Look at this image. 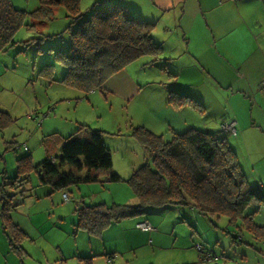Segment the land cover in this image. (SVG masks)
Instances as JSON below:
<instances>
[{
    "label": "rangeland",
    "instance_id": "rangeland-1",
    "mask_svg": "<svg viewBox=\"0 0 264 264\" xmlns=\"http://www.w3.org/2000/svg\"><path fill=\"white\" fill-rule=\"evenodd\" d=\"M260 1L264 4V0ZM11 2L27 11L39 5V0ZM253 9H258L255 4ZM68 22L69 17L61 7L48 20L31 19L27 15L13 34L14 43L0 49V110L7 113L2 116L11 118L3 131L0 130V162L2 166L5 162L9 165L12 175L16 154L30 152L35 163L46 154L55 156L60 149L53 142L54 138L47 139L48 135L56 131L65 136L75 130V125L83 124L104 131L112 156V170L121 179L110 181L106 178L108 171H104L96 182L70 184L50 193L48 186L31 187L29 193H22L19 187V190L0 187V195L1 190L16 193L13 203L18 204L10 209L9 215L23 231L19 236L21 244H18L24 250L22 256L16 253L0 228V264H83L76 254L89 256L95 252L102 254L92 257L93 264H264V255L247 243L238 244L237 227L229 225L225 216L203 215L188 204L150 207L143 215L120 217L103 227L98 235H90L87 229L78 226L81 208L86 205L99 204L105 208L138 203V198L130 195L134 193L128 178L139 165L151 166L152 161L149 152L132 134L133 127L144 126L162 135L163 140H169L173 136V131L169 130L171 126L177 128V132L187 128L181 127L185 124L184 118L198 128L214 123L209 112L223 110L225 101L222 103L223 88L216 95L218 102L212 105L213 110H207L209 105L205 102L191 103L196 106L191 113L175 109L168 103L171 80L200 85L184 90L177 86L182 92H191L193 98L200 91L213 92L214 87L206 83L200 68L183 67L164 52L154 62L145 55L126 65L132 79L141 86L132 97L99 90L85 95L59 80H51L42 65L52 62L54 50L69 43V33L65 30ZM253 31L264 34V19ZM63 70L59 64L53 68L54 74H49L57 77ZM228 93L231 97V92ZM232 104L243 102L235 100ZM69 127L72 129L64 133ZM45 143H48L49 152H46ZM30 178L28 188L37 184L35 173ZM3 180L0 178V184ZM10 181L11 176L4 183ZM62 192L68 194L67 201L62 200ZM37 195L42 196L35 198ZM262 211L264 206L255 215L256 221L264 222ZM141 216L153 222L151 230L159 231L153 241L151 231L143 232L135 227ZM245 238H248L246 233ZM106 252L112 253L111 259L105 257Z\"/></svg>",
    "mask_w": 264,
    "mask_h": 264
},
{
    "label": "trees",
    "instance_id": "trees-1",
    "mask_svg": "<svg viewBox=\"0 0 264 264\" xmlns=\"http://www.w3.org/2000/svg\"><path fill=\"white\" fill-rule=\"evenodd\" d=\"M59 7L64 8L69 17L65 27L69 43L54 50L52 62L42 65V70H46L51 80L70 85L81 94L95 90L105 92L107 79L128 63L145 55L152 56L154 62L163 51L162 44L152 35L155 21L131 11L121 0H96L86 10H82L80 0H39V5L31 11L15 7L11 0H0V49L14 43L13 34L27 15L31 19L48 20ZM59 64L64 67L61 75H50ZM168 87V102L175 108L186 100L190 103L200 100L197 95L193 98L192 93L180 91L176 84L170 83ZM3 114H7L6 111L0 110V130L11 119ZM222 129L190 126L181 132L174 131L171 139L163 140L162 135L144 126L133 127L132 134L149 152L152 161L151 166L139 165L128 178L138 203L105 208L99 204L86 205L81 208L78 226L87 229L90 235H98L103 227L120 217L142 214L150 207L188 204L203 215L225 216L229 225L237 227V241L242 235L239 229L244 228L252 230L256 238L261 237L264 225L252 219L258 207L264 205V186L259 182L249 183L245 178L229 141L230 132ZM103 132L79 124L66 136L55 137L61 140L55 156L46 154L35 163L30 153L18 155L11 181L6 185L7 178L3 177L0 187L12 190L19 187L22 193H29L31 187L48 186L50 193L70 184L98 181L104 171H108V180H120L121 176L112 170V156ZM53 135L56 136L55 132ZM32 173L37 175V184L28 188ZM1 191V226L11 248L22 256L24 250L19 236L23 231L9 215L16 205L13 203L16 193ZM143 221L152 225L147 219ZM80 258L83 264H91L90 256Z\"/></svg>",
    "mask_w": 264,
    "mask_h": 264
},
{
    "label": "crops",
    "instance_id": "crops-1",
    "mask_svg": "<svg viewBox=\"0 0 264 264\" xmlns=\"http://www.w3.org/2000/svg\"><path fill=\"white\" fill-rule=\"evenodd\" d=\"M94 1L96 0H80V5L88 9ZM121 2L143 18L155 21L152 35L157 42L162 44V53H168L183 67L202 70L205 75L204 80L209 86H213L214 90L205 94L202 91L195 92L200 98L198 103L205 102L204 104L209 105L206 109L213 110L212 105L218 102L216 95L224 88L221 96L222 103L225 101L223 110L210 111L215 122L205 125L214 129H222L223 125L231 119L235 121L236 134H229V141L236 152L240 167L249 183L259 182L264 186V87L261 84L264 79V36H261L264 34H255L253 31L260 20L264 19V4L260 0H121ZM254 4L257 10L253 9ZM149 57L152 60L153 57ZM125 67L107 79L104 85L107 92L132 97L139 91L141 86L132 79ZM170 82L176 83V87L179 86L183 90L189 89L188 87L192 85L195 88L200 86L193 82L179 83L172 80ZM203 86L206 87L207 84ZM179 87L177 88L180 89ZM228 92H231V97ZM206 97L209 102L205 100ZM235 100L242 101L243 104H232ZM175 109H186L191 113L192 110H196V106H192L186 100L181 107ZM243 113H246V116ZM246 117L249 119H245ZM183 120L185 124L181 127L195 126L189 119L184 118ZM66 129L68 130H64V133L72 128ZM176 129L171 126L169 130L174 132ZM54 132L56 136L53 135ZM57 136L63 137V134L60 135L53 131L47 139L54 138L53 142L59 150L61 140H56ZM2 137L5 139L4 136ZM46 148V152H49L48 145ZM6 156L3 154V157ZM17 156L18 154L15 158ZM3 165L0 162L2 180L3 177L8 178L13 175L10 174L9 165L6 162ZM41 196L38 195L35 198ZM263 206L260 205L257 212L253 214L252 220L258 225H264V222L255 220V215ZM262 216H264V211H262ZM145 219L147 218L139 217L135 222V227L137 222ZM0 228L2 229L1 222ZM239 230L242 235L238 234L241 235L238 244L247 243L258 253L264 255V234L256 238L251 233L252 230L245 228ZM158 232L157 229L151 231V241L159 235ZM245 233L248 238H245ZM145 244L147 245V242ZM101 254L97 252L90 254L91 264H93L92 257ZM76 255H78V260L83 262L81 256L78 253ZM105 255L107 259L112 258V253L106 252Z\"/></svg>",
    "mask_w": 264,
    "mask_h": 264
},
{
    "label": "built area",
    "instance_id": "built-area-1",
    "mask_svg": "<svg viewBox=\"0 0 264 264\" xmlns=\"http://www.w3.org/2000/svg\"><path fill=\"white\" fill-rule=\"evenodd\" d=\"M262 86L264 87V79L261 82ZM223 128L226 131H229L231 134L235 135L236 134V126H235V121L231 119L229 122L225 123L223 125ZM24 149H27L25 146ZM63 200H68V194L66 192L62 193ZM136 227L141 229V230H151L153 229L152 225L148 221H140L136 224Z\"/></svg>",
    "mask_w": 264,
    "mask_h": 264
},
{
    "label": "clouds",
    "instance_id": "clouds-1",
    "mask_svg": "<svg viewBox=\"0 0 264 264\" xmlns=\"http://www.w3.org/2000/svg\"><path fill=\"white\" fill-rule=\"evenodd\" d=\"M231 134V133H230Z\"/></svg>",
    "mask_w": 264,
    "mask_h": 264
}]
</instances>
